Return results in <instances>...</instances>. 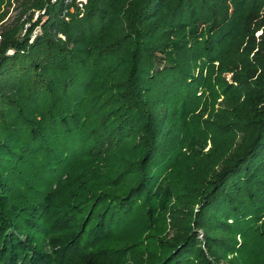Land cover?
<instances>
[{
	"label": "trees",
	"instance_id": "trees-1",
	"mask_svg": "<svg viewBox=\"0 0 264 264\" xmlns=\"http://www.w3.org/2000/svg\"><path fill=\"white\" fill-rule=\"evenodd\" d=\"M77 1L0 0V264H264V0Z\"/></svg>",
	"mask_w": 264,
	"mask_h": 264
},
{
	"label": "rangeland",
	"instance_id": "rangeland-1",
	"mask_svg": "<svg viewBox=\"0 0 264 264\" xmlns=\"http://www.w3.org/2000/svg\"><path fill=\"white\" fill-rule=\"evenodd\" d=\"M55 2V0H52V3ZM86 4V0H78L76 2V5L78 7L79 10L83 11V6ZM2 9V8H1ZM0 9V10H1ZM79 12V11H78ZM44 14V10H41V11H35L34 12V16L31 20L30 23H24V26H23V30H22V34L25 33L26 31H30L32 32L31 35L33 34V32H36L38 29H40V24L38 23V20H39V17L42 16ZM17 15V12L14 10V8L10 10L7 18L8 21H11L15 16ZM32 23H35L34 26H31ZM36 23H38V25H36ZM261 32H257L256 33V36H259ZM23 36V35H22ZM31 36H30V40H29V43H31ZM231 77V74H226V79L229 80ZM209 148V146L206 148V150ZM201 237V236H200Z\"/></svg>",
	"mask_w": 264,
	"mask_h": 264
},
{
	"label": "built area",
	"instance_id": "built-area-1",
	"mask_svg": "<svg viewBox=\"0 0 264 264\" xmlns=\"http://www.w3.org/2000/svg\"><path fill=\"white\" fill-rule=\"evenodd\" d=\"M38 33H40V29H38L36 32H33V34L31 35V39L33 40L34 37H35ZM32 40H31V41H32ZM7 53H8V54H12V51L9 50Z\"/></svg>",
	"mask_w": 264,
	"mask_h": 264
}]
</instances>
